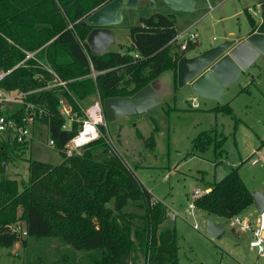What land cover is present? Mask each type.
Instances as JSON below:
<instances>
[{"label": "trees", "instance_id": "16d2710c", "mask_svg": "<svg viewBox=\"0 0 264 264\" xmlns=\"http://www.w3.org/2000/svg\"><path fill=\"white\" fill-rule=\"evenodd\" d=\"M108 1L0 0V70L8 71L0 88L33 91L25 102L42 109L37 124L44 127L62 158L56 166L29 160L25 181L4 179L9 162L28 145L11 141L7 134L0 136V247L18 241L25 246L27 239H54L81 251L86 264H177L175 231L163 226L165 206L150 204L151 195L114 153L102 126L100 136L81 146L78 153L63 154V146L85 119L79 101L90 96L100 103L106 98L130 97L166 71H172L175 80L177 61L195 46L188 43L185 50L175 53L173 16L151 14L127 28L130 43L125 52L91 55L84 42L90 27L80 22ZM247 21L253 31L255 22L248 15ZM30 52L35 60L15 67ZM42 65L65 88L44 89L53 77ZM59 98L71 108L68 129H62ZM208 111L231 115L228 104ZM1 114L18 122L23 108L15 106ZM148 140L153 147L152 136ZM223 142L222 135L213 143L209 133L201 132L192 141V150L201 152L211 143L220 149ZM205 188L208 193L193 199L192 206L225 224L252 204L236 168ZM18 221L26 232L21 239L7 229Z\"/></svg>", "mask_w": 264, "mask_h": 264}, {"label": "rangeland", "instance_id": "374dc122", "mask_svg": "<svg viewBox=\"0 0 264 264\" xmlns=\"http://www.w3.org/2000/svg\"><path fill=\"white\" fill-rule=\"evenodd\" d=\"M120 12L128 16V21H122L123 26L137 25L139 18L151 14L173 15L176 36H179L172 47L175 53H179L178 44L186 39V34L196 32V28L184 26L193 13L173 11L161 0H153V5L141 0L135 8ZM238 22L243 27L246 25L243 15L225 21L228 24ZM203 30L201 47L186 51L185 56L222 42L219 30L211 31L205 25ZM120 36L123 47L111 45L107 52L126 51L129 44L124 34L120 33ZM167 73H162L152 84L156 90L165 87ZM242 87L248 93L239 95ZM157 93L161 97L159 104L144 113L105 122L104 131L114 153L153 201L163 204L167 215H176L174 221L166 219L163 226L175 231L177 264H264V258L249 250L248 234L239 233L237 227L233 228L228 221L225 231L211 239L204 232V223L207 217L211 221L213 218L190 207L195 188L203 189L217 182L234 168L246 188L264 183V55H259L250 69L231 83L229 92L223 95V99H232L228 103L231 115L205 111L207 101L201 97H196L198 108H194V102L190 101L194 92L186 85L178 87L174 84L169 91L170 100L163 98L158 90ZM205 94L211 96L210 92ZM93 101L94 96L87 97L79 101V106L85 109ZM201 132L209 133L213 143H217L222 135L224 142L221 148L214 149L211 143L201 152L193 151L192 141ZM136 134H140L142 139H138ZM150 136L154 140L153 147L147 144ZM47 140L43 127L35 129L23 153L7 165L3 178L25 181L29 160L53 166L60 164L61 156L47 144ZM259 188L264 191V188ZM252 210V207L248 208L239 218L246 219ZM193 225L197 230L192 228ZM82 257L81 251L63 246L54 239H27L25 246L18 241L8 248L0 247V264H37L39 260L43 264H86Z\"/></svg>", "mask_w": 264, "mask_h": 264}, {"label": "water", "instance_id": "95a60500", "mask_svg": "<svg viewBox=\"0 0 264 264\" xmlns=\"http://www.w3.org/2000/svg\"><path fill=\"white\" fill-rule=\"evenodd\" d=\"M141 0H110L82 18L80 24L90 27L85 44L93 56H101L113 41L112 29L122 18L121 9H133ZM153 5V0H147ZM173 11L191 12L193 0H161ZM259 24L242 41H228L209 48L196 56H182L176 63V84H188L196 93L204 91L215 100L225 79L222 76L235 75L246 70L259 55H264V5L259 9ZM224 74V75H223ZM228 80V79H227ZM196 91V92H195ZM160 103L150 84L145 85L130 97L106 98L101 101L104 121L109 123L126 115L141 114ZM252 206L256 214L264 210V195L251 192ZM226 229L224 222H213L208 217L204 232L215 239Z\"/></svg>", "mask_w": 264, "mask_h": 264}, {"label": "built area", "instance_id": "2783aa9c", "mask_svg": "<svg viewBox=\"0 0 264 264\" xmlns=\"http://www.w3.org/2000/svg\"><path fill=\"white\" fill-rule=\"evenodd\" d=\"M179 37V36H176ZM174 39V42L176 40ZM196 35L194 33L186 34V39L178 44L179 51L185 50L188 43H195ZM136 57V55H135ZM27 59L35 60L34 53H25L24 59L19 62L15 67L22 65L23 62ZM40 64V63H39ZM42 67L52 75L53 80L46 84L44 89H51L55 86H61L65 88V83L61 82L52 70L47 65H42ZM8 71L0 70V81L7 75ZM23 93L16 90L6 91L0 88V136L7 134L11 141H14L18 144H29L33 136V127L37 124L38 119L41 117L43 111L39 107L35 106L32 103L25 102V96L29 93ZM59 114L64 119L62 129H68L69 124L72 122L71 108L66 103L63 98H59ZM15 106H22L23 114L18 122H15L11 119H7L3 114L7 109L13 108ZM85 119L81 122L80 129L77 134L70 139L63 146V154L66 157H69L75 153H78L79 148L100 136L99 126L104 128V118L101 110V104L97 99L90 106L83 110ZM89 127L85 136L87 140L79 141L78 138L82 133L85 132V128ZM49 146H53V141L51 139L47 140ZM208 188L195 189L192 191L191 199L200 197L208 193ZM156 201L151 200L150 204H155ZM190 207H193L192 205ZM176 215L171 214L167 215V219L170 221L175 220ZM233 227H237L239 232H250V239L248 241V248L250 250L256 251V254L264 258V210L260 214H256L255 219L250 224L245 219H239L237 216L229 220ZM194 230H197L195 225L192 226ZM8 231L11 234H14L18 239L24 238L26 232L22 222H15L7 227Z\"/></svg>", "mask_w": 264, "mask_h": 264}, {"label": "crops", "instance_id": "0c3cea01", "mask_svg": "<svg viewBox=\"0 0 264 264\" xmlns=\"http://www.w3.org/2000/svg\"><path fill=\"white\" fill-rule=\"evenodd\" d=\"M193 1H194V5H193V10L191 11V13H193V14H190V15H192V17L184 25V26H187L188 28L189 27L196 28L195 29L196 32H194V34L196 35V42L194 43L195 46L192 49L193 51L198 46L201 47L200 45L202 44V41H203L202 39L204 38V30H203L204 25L206 26L207 29H209L211 31L219 30V35H220L222 42L218 43L217 45H213V46L209 47V48H213L215 46H218V45L223 44V43L228 42V41H234L235 43H238V42L242 41L243 39H245L247 36H249L254 30L251 31V29H250V26H249L248 21H247V15L253 19L256 26L260 22L259 9H260V6L263 5L262 0H193ZM121 14H122V18H121L120 23L112 29L114 38H113L112 43L108 46V48L111 47V45H114L115 47H123L122 41H120V39H121L120 33L124 34V38L126 39L127 44L130 43L129 37L127 34V28L130 26L129 25L123 26V24H122V21H128V16L123 14V12H121ZM240 15H243L244 20L246 21V25L244 27L241 25L240 22L235 23V24L225 23V21H230L233 19L235 20V18H238V16H240ZM173 18H174V16H173ZM206 19H208V20H206ZM204 20H206L207 22H203ZM174 21H175V18H174ZM205 23H207V25ZM127 24H129V23H127ZM209 48H203L199 51L193 52L192 54H190L188 56H185V54L183 56H185L186 58H191V57L196 56L199 53H201V52H203ZM105 52H107V51H105ZM116 52H120V51H116ZM251 65L246 70L239 72L235 75L222 76L223 79H225V83L222 85V89H221L218 97L216 98L217 100H215L211 96L209 97L208 95H206L205 94L206 92H204V91H199V93H193L190 101H191V103L194 102L193 103L194 108H198L197 104L195 103L196 97H201V98L205 99V101H207V103L205 104V107H204L205 111H208V110L215 108L217 106H220L222 104H228L229 101L232 99H230V97H228L229 99H223V95L225 93L229 92L230 84L236 82V80L239 78L240 75L244 74L246 71H248L250 69ZM166 72H168L167 73L168 76L166 78L165 87H169V88L166 89L165 87H159V89L157 88V90H158V92H161L163 98H167V100H170V98H168V96H169V91L172 90V86L174 85V80H173L174 76H173L172 71H166ZM163 73H165V72H163ZM156 79L154 81H152L150 83V85L160 99L161 97L159 96V93H157L156 88L152 86V84L156 81ZM175 84H176V78H175ZM184 85L189 87L188 84H184ZM244 93H248V90H246L245 87L244 88L242 87L238 91V94L241 95ZM94 101H96L95 97H94ZM160 102H161V99H160ZM210 102H212L214 104H211ZM38 125L39 124L34 125L33 132L35 129H40L43 127V126L39 127ZM259 187L264 188V183L259 182V183L254 184L251 189H248V188H246V189L250 192V194L253 191H259L260 193H262L264 195V191H261V189ZM195 189H198V188H195ZM199 189H201V188H199ZM250 207L253 208L252 204L249 207H247L246 209H244L239 215H237V217L239 218L242 215V213L245 212ZM255 217H256V213H255L254 208H253V210L247 214V217L245 220L251 224L253 222V220L255 219ZM212 221L213 222H219L220 220L213 219ZM239 233L248 234L249 239H250V232L246 231V232H239ZM250 251H252V250H250Z\"/></svg>", "mask_w": 264, "mask_h": 264}, {"label": "bare ground", "instance_id": "6f19581e", "mask_svg": "<svg viewBox=\"0 0 264 264\" xmlns=\"http://www.w3.org/2000/svg\"><path fill=\"white\" fill-rule=\"evenodd\" d=\"M87 130H89V127H86V128H85V132L82 133L81 136L78 138L79 141H85V140H87V138H86V136H85Z\"/></svg>", "mask_w": 264, "mask_h": 264}]
</instances>
